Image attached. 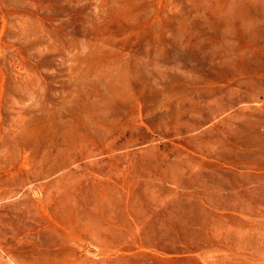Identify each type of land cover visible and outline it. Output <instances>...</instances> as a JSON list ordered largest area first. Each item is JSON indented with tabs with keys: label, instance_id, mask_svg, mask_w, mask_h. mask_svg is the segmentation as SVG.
I'll use <instances>...</instances> for the list:
<instances>
[{
	"label": "rangeland",
	"instance_id": "rangeland-1",
	"mask_svg": "<svg viewBox=\"0 0 264 264\" xmlns=\"http://www.w3.org/2000/svg\"><path fill=\"white\" fill-rule=\"evenodd\" d=\"M0 264H264V0H0Z\"/></svg>",
	"mask_w": 264,
	"mask_h": 264
}]
</instances>
